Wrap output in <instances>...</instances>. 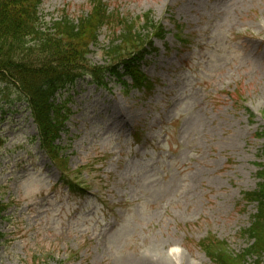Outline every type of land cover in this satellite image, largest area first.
<instances>
[{
  "label": "rangeland",
  "instance_id": "1",
  "mask_svg": "<svg viewBox=\"0 0 264 264\" xmlns=\"http://www.w3.org/2000/svg\"><path fill=\"white\" fill-rule=\"evenodd\" d=\"M104 1L116 19L151 11L164 24L142 65L155 86L126 93L114 78L104 89L87 77L61 92L72 110L62 144L68 167L83 166L81 194L61 185L26 104L0 96V264H163L154 254L217 264L198 244L210 235L242 252L257 211L243 196L264 163V0ZM40 7L45 29L89 0ZM110 32L92 63L106 64Z\"/></svg>",
  "mask_w": 264,
  "mask_h": 264
},
{
  "label": "trees",
  "instance_id": "2",
  "mask_svg": "<svg viewBox=\"0 0 264 264\" xmlns=\"http://www.w3.org/2000/svg\"><path fill=\"white\" fill-rule=\"evenodd\" d=\"M42 2L0 0V95L14 88L18 98L29 104L42 146L61 168L68 158L62 155L56 141L64 128L67 111L65 103L58 102L57 93L85 75L99 86L107 87L108 74L127 88H149L152 83L146 81L139 62L144 58L146 45L154 48L151 34L155 31L163 36L165 30L154 23L149 13L137 20L124 16L116 19L103 0H90L89 9L80 16L65 14L43 29L39 22ZM105 26L111 29L112 37L104 49L107 63L102 66L93 64L88 55L90 45L98 42ZM127 75L132 83L124 80ZM67 177L64 172V182L72 187ZM260 177L258 190L245 194L248 201L257 202L250 227L242 231L251 240L250 245L236 253L225 241L213 236L200 242L217 264H241L249 257H264V165ZM5 210V204L0 202V218Z\"/></svg>",
  "mask_w": 264,
  "mask_h": 264
},
{
  "label": "bare ground",
  "instance_id": "3",
  "mask_svg": "<svg viewBox=\"0 0 264 264\" xmlns=\"http://www.w3.org/2000/svg\"><path fill=\"white\" fill-rule=\"evenodd\" d=\"M150 255H151V254H150ZM168 257H169L170 259H169ZM168 257L166 256V254L164 255V257L159 256V255H157V254H154V255H153V258H154L155 260H159V261L162 262L163 264H171V262L173 263L174 255L169 254ZM171 259H172V260H171ZM183 264H191V263H189L188 261H185V262H183Z\"/></svg>",
  "mask_w": 264,
  "mask_h": 264
}]
</instances>
